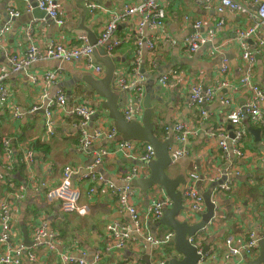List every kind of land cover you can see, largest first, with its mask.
I'll use <instances>...</instances> for the list:
<instances>
[{
    "label": "crops",
    "instance_id": "crops-1",
    "mask_svg": "<svg viewBox=\"0 0 264 264\" xmlns=\"http://www.w3.org/2000/svg\"><path fill=\"white\" fill-rule=\"evenodd\" d=\"M141 1L143 0H107L110 5H106V3L96 0H58L61 5L60 15L65 20L63 25H58L52 19H41L40 11L35 10L36 8L32 11L27 10L28 4L33 5L36 0H0V24L5 25L11 20V29L6 34L0 48V63L7 64L5 52L14 51L23 54L32 43L39 46L41 50L55 38L70 45L81 44V36L76 32L83 15L81 5L88 8L89 2H97L104 7L94 15L88 8L85 20L86 26L99 37L111 13H119L127 5ZM243 2H247V0H243ZM11 7L18 9L21 15L11 19L9 15ZM164 9L166 15L162 30L155 33L157 41L155 58L158 61V68L154 72L148 69L151 60L149 52L145 51L144 53V63L147 68L146 87L147 93L151 92L154 96L152 107L155 130L161 138H163L164 127L172 125L175 121H184L191 128L199 131V135L192 136L187 144L189 155L181 158L169 168L171 176L184 175L188 183L189 174L194 169H197L199 173H208L214 166L217 168L226 166V162L221 159V148L218 147L216 140L207 136L206 129L209 127L220 128V125H224L230 138L236 136L237 128L227 119V114L234 107L245 104L250 97L248 92L242 90L233 94L231 103L233 106H225L221 99L224 95H229L230 91L223 90L208 106L210 117L204 121L197 108L189 102L190 85L201 81L204 87H211L218 81L219 70L224 60L228 61L230 68L228 77L233 82H238L244 75L246 70L243 67L242 50L237 41L236 31L246 24L247 18L234 13L218 14L213 9L203 8L196 0H169ZM188 14L193 18L204 20L205 26L198 30L203 35H207L216 20L221 17L228 19L229 23L212 42L202 46L197 53L190 54L185 50V40L189 35L195 33L196 29L193 21L185 20V16ZM137 18L138 16L134 15L131 20L119 24L114 35V38H121L124 42L114 50L113 56L117 59V70L124 69L123 72L126 75H129L127 66L131 64L134 57L133 29ZM31 24H33L34 31L30 37L28 28ZM167 38L172 39L173 42ZM252 42L253 40L249 38L246 43L251 46ZM258 56L254 66V81L264 88V53ZM58 65L59 62L55 60H39L29 65V68L27 67L25 70L12 73L7 79L12 104L26 110L33 104L39 103L40 86L34 85L29 76ZM176 67H180L187 75L189 74V77L163 88L159 83L160 75ZM88 74H91V70L84 63L70 62L66 64V70L59 80V85L52 87L51 90L55 92L57 88L62 87L72 102L84 100L97 109V115H108V111L103 107L105 100L96 92L90 91L88 84L83 81L84 76ZM93 75L97 77L94 73ZM113 87L120 97L118 104L122 111V107L129 100V94L118 89L115 82ZM7 108H10V104L0 108L1 139L4 136L12 137L16 145L23 144L36 152L35 178L39 179V183L45 181L50 186L56 185L61 181L62 170L65 166L81 168L80 172L73 176V185L82 195L80 204L90 206L88 214L77 213L79 216H90V223L83 225L81 229L72 226L70 221L63 217L65 212H70L63 210L60 202L48 200L44 189L40 186L36 190L34 181L30 179L28 172L23 168V177L17 179L19 176L16 174L15 178L17 179L16 185H27V188L23 190L22 197L17 196L18 188L13 190L15 192L11 190L12 192L7 193L0 190V198L7 197L14 205L12 210L14 229L19 234L20 241L26 246L24 242V229L26 228L29 240L33 242L34 226L43 216L57 233L55 240L62 243L61 246L64 245L63 248L67 249L75 258L85 259L88 264H146L142 258L146 253V241L141 239L140 245L136 248L126 246L119 249L113 247L114 239L111 238L107 229L110 224L119 223L132 230L134 227L132 216L120 206L117 198L101 182L97 192L92 197L87 196L89 182L86 180L87 178H81L84 172L82 169L84 170L91 163L94 151H99L107 146L112 147L118 138L115 141L102 138L93 145L91 151H85L80 144V129H77L74 126V121L71 122L64 114L58 115L60 117L55 134L52 137H47L44 111L28 114L17 121L7 111ZM102 119L100 115V117H96L94 123L99 124ZM200 122L208 123L202 126ZM110 123L114 124V120L109 117L107 124ZM245 124V129L249 130L243 142L245 155L243 157L235 155L230 160L232 166L241 172V176L236 181L233 191L218 196L220 217L217 222L208 225L203 232L198 234L200 246L208 244L212 247V252L220 250L223 254L227 250L228 238L233 239V246L240 247L241 241L248 236V232L264 226V133L259 126L252 125L247 120ZM251 128L260 129V140H257L250 130ZM22 129L24 138L19 136ZM36 141L49 144V150L34 146L33 143ZM144 144L136 143L134 145L136 153H141ZM4 160L2 150L0 151V167L3 166ZM133 165H135V161L130 158L121 154L111 155L104 159L103 164L96 171L101 173L100 169H102L107 174L101 173L106 179L119 182L118 179ZM207 187L201 186L202 193L208 194L211 191ZM134 189L135 203L140 206L142 213L146 212L152 198L158 195L159 188H153L148 192L136 186ZM153 191L154 193H152ZM143 221L148 224V228L144 232L145 235L150 233L162 236L170 231L166 226H158L152 220L147 221L143 218ZM195 221L198 219L194 218L189 222ZM57 246L62 248L59 243ZM108 248H110L109 251H107ZM169 248L168 246L154 247L153 253L151 252L152 258L161 260L165 258L166 254L170 256ZM32 250L35 251L37 260L32 262L25 254L23 256L25 264H60L56 252L43 248H33ZM172 252L170 251L171 255ZM98 254L101 255V258L96 260ZM212 264H218V262L214 260Z\"/></svg>",
    "mask_w": 264,
    "mask_h": 264
},
{
    "label": "built area",
    "instance_id": "built-area-1",
    "mask_svg": "<svg viewBox=\"0 0 264 264\" xmlns=\"http://www.w3.org/2000/svg\"><path fill=\"white\" fill-rule=\"evenodd\" d=\"M36 7L56 22L58 25L65 23L64 18L60 15L61 5L58 0H36ZM169 0H143L139 3L127 5L121 12L111 13L101 35L98 37L100 46H107L108 53L113 55L114 50L121 46L124 42L121 38H114L119 24L131 20V17L137 15L138 18L134 23L135 48L134 57L128 67L129 75H126L124 69L116 70L115 84L118 89L129 94V100L122 107L125 118L132 121L141 122L144 114V99L147 94L146 87V71L144 63V53L148 51L150 54V62L148 69L154 72L158 68V61L155 58L157 41L155 33L162 30L166 10L164 6ZM196 2L205 9H213L218 14L234 13L245 16L246 24L236 31L237 41L242 50V59L244 61V75L233 82L229 76V64L224 60L219 70V78L211 87H204L201 81L194 82L190 85L189 102L197 108L200 117L207 120L209 116L208 106L213 102L215 96L223 90H229V95H224L221 102L225 106H233L232 96L242 90L248 92V101L234 107L227 114V119L237 128L236 136L229 137L225 126L220 128L209 127L206 129L207 136L212 140H216L218 147L221 148V159L226 162L225 167L217 168L214 166L208 173H199L194 169L189 174V182L183 187V202L185 209L180 215V220L201 219L202 214L206 211V202L201 191V186L209 188L211 192V201L215 204V217L211 221L217 222L220 214L218 210V196L234 190L236 181L241 176V172L232 166V156L243 157L245 155L243 142L246 138L245 122L249 121L252 125L259 126L264 133V88L254 81V66L257 62V55L264 53V0H196ZM34 6L29 3L27 10H34ZM88 8L92 15L104 7L97 2H89ZM10 18L19 17L20 11L16 8H9ZM186 21H193L195 33L189 35L185 40V50L190 53H197L202 46L212 42L214 38L228 26V19L221 17L217 19L215 24L209 30L207 35H203L198 30L205 26L204 20L201 18H193L189 14L185 16ZM11 20L5 25L0 24V48L6 34L11 29ZM34 28L31 24L28 28V34L31 37ZM253 40L251 46L247 44V40ZM81 44L70 45L60 39H53L45 45L44 49L32 43L28 50L23 54L14 51L5 52L7 64L0 63V108L10 104L7 111L15 120H21L24 116L34 112L44 110L46 136L52 137L58 124V118L61 113L66 118L74 121V126L80 129V144L85 151H91L93 145L107 138L108 140H116L118 133L113 123L107 124L108 115H101L103 118L100 123H94L97 115V109L90 106L86 101L69 100L66 91L60 87L55 92L52 87L59 85L66 64L70 62L84 63L92 73L102 78L105 75L104 68L99 64L93 55V47L90 45L86 36H81ZM173 42L172 39H168ZM39 60H55L59 65L40 71L39 73L30 74V79L34 85L40 86V102L33 104L26 110L12 104L11 91L7 85V79L12 73L25 70L29 65ZM29 68V67H28ZM189 77L180 67L171 68L159 77L160 85L165 88L174 83H179L182 79ZM209 122V121H208ZM208 122H200L206 125ZM94 123V125H93ZM199 135L197 129L191 128L186 122L178 121L172 125H166L163 129V138L173 137L175 142L170 145V154L175 156L173 164L181 158L189 155V144L192 136ZM4 153V164L0 167V184L7 185V189L12 191L18 188V197L23 196V190L27 185H16L14 179L18 171L16 167L19 163L24 166L29 177L34 181V188L39 186L44 189L46 197L50 201L60 202L61 208L67 212H76L80 215H86L90 212L89 205H81L80 191L73 185V176L79 173L81 168L75 169L73 166H65L62 172L61 181L56 185H49L45 181L39 183V179L35 178V168L37 166L36 152L32 148H27L23 144L16 145L12 137L4 136L1 139ZM135 143L131 141L116 140L112 147H105L99 151H94L91 163L82 171L81 178L89 182L87 196L92 197L97 192L99 183H103L109 191L117 198L120 206L126 210L133 219L134 227L131 230L128 226H122L119 223L110 224L107 229L111 238L114 239V246L124 248L126 246L136 248L140 245L141 239L150 242L152 245L151 252L154 247H172L174 232L170 230L165 235L157 236L144 232L148 228L147 221L152 220L157 223L163 217L164 210L169 209L173 205V201L169 198L163 188L158 189V195L150 201L147 211L141 212L140 206L134 201L136 193L133 182L136 180L146 179L150 175L149 164L154 160V150L149 143H145L141 153H136L134 149ZM121 154L126 158L137 161L129 170L125 172L118 180L113 182L106 179L103 174L97 172L104 159L108 156H116ZM17 172V173H15ZM30 179L29 182H30ZM216 184L215 186H213ZM7 192H12V191ZM15 192V191H13ZM14 205L7 197L0 198V264H25L23 256L26 254L32 262L37 260V255L33 248H43L57 253L60 264H88L85 259L75 258L67 249L61 246L62 243L55 240L57 233L50 227L47 220L41 216L33 229V246L28 248L20 241L19 234L14 229V219L12 210ZM264 238V226L256 230L248 232V236L241 241L240 247L233 246V239H227V250L209 252L208 259L217 261L218 264H247L248 260H253L259 255V242ZM189 240L202 249L198 241V236L190 237ZM62 248H59L57 244ZM110 248L107 249L109 251ZM165 255L164 259L157 260L152 258L151 264H167V260L171 257H179L174 249ZM101 255L98 254L96 260ZM201 264H206L203 260Z\"/></svg>",
    "mask_w": 264,
    "mask_h": 264
},
{
    "label": "water",
    "instance_id": "water-1",
    "mask_svg": "<svg viewBox=\"0 0 264 264\" xmlns=\"http://www.w3.org/2000/svg\"><path fill=\"white\" fill-rule=\"evenodd\" d=\"M104 2L106 5L107 0H96ZM37 2L33 4L35 10L40 11L41 19H50L45 12L36 7ZM83 15L76 31L79 36H86L90 45L93 47V55L95 60L104 68L105 75L102 78H97L91 74L84 76L85 81L90 91L96 92L105 101L103 107L108 111L109 117L114 120V125L118 133V140L131 141L132 143H149L154 150V160L150 162V175L143 180H136L133 185L140 187L143 191H150L153 188H163L169 198L173 201V205L169 209L164 210L163 217L157 222V225L166 226L169 230L174 232L173 243L176 253L179 257H171L167 260V264H201L205 261L210 264L211 260L208 259L209 252L213 249L210 245L206 244L199 249L189 238L198 236L203 232L215 217V204L211 201V192L208 194L203 193L206 202V211L202 214L200 220L190 223L188 220H180V215L185 209L183 202V187L187 184V178L184 175L173 177L169 174V168L173 166L175 156L170 154L169 147L175 142L173 137L166 139L161 138L155 130V119L153 115L152 100L154 98L151 92H148L144 99V114L141 122L128 121L123 112L119 108L118 101L120 97L116 93L113 84L116 77V61L117 59L108 53L107 46H100L98 44V36L86 26L85 20L88 13V8L81 5ZM257 57H259L257 55ZM43 112L44 110H40ZM260 140V129H250ZM233 136V134H232ZM136 163V161H135ZM100 172L107 175L102 169ZM17 176H15L16 178ZM214 184L213 186H215ZM25 244L28 247L33 245L29 240L28 231L24 229ZM146 253L142 256L146 264H151V243L145 242ZM259 255L253 260H248L247 264H264V238L259 242Z\"/></svg>",
    "mask_w": 264,
    "mask_h": 264
},
{
    "label": "trees",
    "instance_id": "trees-1",
    "mask_svg": "<svg viewBox=\"0 0 264 264\" xmlns=\"http://www.w3.org/2000/svg\"><path fill=\"white\" fill-rule=\"evenodd\" d=\"M253 125H255V124H253ZM257 126V125H256ZM22 132H23V129L21 130V134H19V136L21 137V138H24V136L22 135ZM249 133V130H248V128H246V133ZM248 133H247V135H248ZM0 139H1V136H0ZM254 143H256L255 141H254ZM257 144V143H256ZM33 145L35 146V145H37V148H40V149H44V150H49V144H43V143H40L39 141H36V142H34L33 143ZM3 150V148H2V144H1V141H0V151H2ZM24 166L22 165V164H20L19 163V166L18 167H16V170L15 171H18V175L17 176H19V177H17V179H21L23 176L22 175H24ZM15 173H17V172H15ZM17 179H14V181L16 182L17 181ZM19 181V180H18ZM0 190L1 191H10L11 189H7V185L5 186L4 184H0ZM172 249H174V245H172V247L171 248H169L168 250H172Z\"/></svg>",
    "mask_w": 264,
    "mask_h": 264
},
{
    "label": "rangeland",
    "instance_id": "rangeland-1",
    "mask_svg": "<svg viewBox=\"0 0 264 264\" xmlns=\"http://www.w3.org/2000/svg\"><path fill=\"white\" fill-rule=\"evenodd\" d=\"M152 193H154V191ZM63 217L66 218L68 221H70V224L72 226L78 227L79 229H81V227L85 224L88 225L90 223L89 219L91 218L90 216H79L75 212H70V213L65 212ZM172 245H174V243Z\"/></svg>",
    "mask_w": 264,
    "mask_h": 264
}]
</instances>
